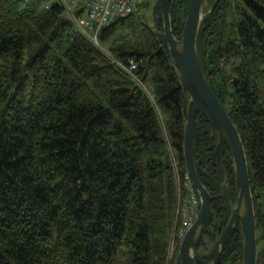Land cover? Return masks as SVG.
I'll return each instance as SVG.
<instances>
[{"label": "trees", "instance_id": "obj_1", "mask_svg": "<svg viewBox=\"0 0 264 264\" xmlns=\"http://www.w3.org/2000/svg\"><path fill=\"white\" fill-rule=\"evenodd\" d=\"M214 1L196 52L245 151L264 264V0ZM41 2L0 0V264H176L188 104L177 70L139 12L101 29L98 47ZM189 2L170 1L178 40ZM192 154L212 197L194 258L211 264L237 189L228 142L201 109ZM218 264H243L240 224Z\"/></svg>", "mask_w": 264, "mask_h": 264}, {"label": "water", "instance_id": "obj_2", "mask_svg": "<svg viewBox=\"0 0 264 264\" xmlns=\"http://www.w3.org/2000/svg\"><path fill=\"white\" fill-rule=\"evenodd\" d=\"M171 0H157L151 9L152 25L164 51L177 70L188 104L184 132V160L187 177L199 199V213L195 222L180 242L176 264H197L194 254L197 244L208 223L211 196L199 180L192 154L193 130L198 110H203L212 125L224 135L231 149L235 183L236 204L232 215L207 255L211 264H218L221 248L240 224L243 235V264H256L257 237L252 194L249 186V173L245 151L234 123L208 85L196 52V40L203 13V0H190L185 16L182 33L178 40L172 33L169 7ZM215 0L212 8L217 4ZM162 20L160 26L159 19ZM219 160V146L216 147Z\"/></svg>", "mask_w": 264, "mask_h": 264}, {"label": "built area", "instance_id": "obj_3", "mask_svg": "<svg viewBox=\"0 0 264 264\" xmlns=\"http://www.w3.org/2000/svg\"><path fill=\"white\" fill-rule=\"evenodd\" d=\"M146 0H42L40 7L48 8L58 3L75 28L96 46L100 47L98 34L115 19L126 17L142 5ZM130 75L136 68L132 61L127 66L119 64ZM185 194L179 200L180 224L175 238L181 242L187 230L195 222L199 213V199L188 177L185 182ZM171 248V253H173Z\"/></svg>", "mask_w": 264, "mask_h": 264}, {"label": "rangeland", "instance_id": "obj_4", "mask_svg": "<svg viewBox=\"0 0 264 264\" xmlns=\"http://www.w3.org/2000/svg\"><path fill=\"white\" fill-rule=\"evenodd\" d=\"M157 0H146L142 5H140L135 12H139L138 15L144 16L145 17V21L148 22L149 25H152V17H151V9L153 4L156 2ZM204 6V5H203ZM179 209V204H178V208H177V215L180 217V214L178 213ZM180 224V223H179ZM179 226V225H178ZM177 228L175 229V233L177 232ZM174 251L173 253L170 252V256L171 258L174 257ZM178 254V253H177Z\"/></svg>", "mask_w": 264, "mask_h": 264}]
</instances>
